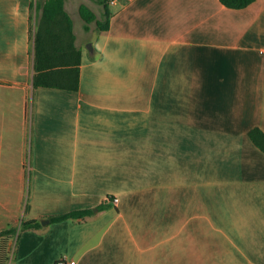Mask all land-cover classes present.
<instances>
[{"label": "crops", "instance_id": "1", "mask_svg": "<svg viewBox=\"0 0 264 264\" xmlns=\"http://www.w3.org/2000/svg\"><path fill=\"white\" fill-rule=\"evenodd\" d=\"M31 2L0 0L8 264H264V0H110L104 31L65 0L78 90L35 87Z\"/></svg>", "mask_w": 264, "mask_h": 264}, {"label": "trees", "instance_id": "2", "mask_svg": "<svg viewBox=\"0 0 264 264\" xmlns=\"http://www.w3.org/2000/svg\"><path fill=\"white\" fill-rule=\"evenodd\" d=\"M105 8L103 21L97 20L96 14L86 5H81L80 14L86 22V30L89 24L96 21L100 31L108 30L111 18L109 9L110 0H95ZM256 0H220L230 9H245ZM65 0H32L31 11H41L40 20L37 23L34 38V66H35V87H52L58 89L78 90L79 68L66 73L60 66L70 65L72 62L68 54L77 55L75 64H80L81 52L75 45L73 33V22L64 8ZM32 20V13L31 18ZM68 53V54H67ZM62 77L64 80H62ZM252 142L264 152V132L259 128L249 132ZM100 209L106 205L99 206ZM93 210H75L48 217L50 223H59L66 220H78L93 215ZM39 221L23 223L21 231L27 229L41 228ZM17 234V228L8 227L0 230V264H8L10 259V239Z\"/></svg>", "mask_w": 264, "mask_h": 264}, {"label": "rangeland", "instance_id": "3", "mask_svg": "<svg viewBox=\"0 0 264 264\" xmlns=\"http://www.w3.org/2000/svg\"><path fill=\"white\" fill-rule=\"evenodd\" d=\"M85 1H88V0H85ZM95 3H96V2H95ZM85 4H86V6H90L89 3H85ZM91 9L94 10L93 12H94L95 14L98 15V12H97L95 9H93V8H91ZM31 13L33 14V15H32V20H31L32 32H35V29H36V27H37V23H38L39 20H40L41 11H40V10L38 11V14H40L39 17H37L36 14L34 15V10H32ZM17 234H18V233H17ZM17 234H16V238H17ZM16 238H15V239H16Z\"/></svg>", "mask_w": 264, "mask_h": 264}, {"label": "built area", "instance_id": "4", "mask_svg": "<svg viewBox=\"0 0 264 264\" xmlns=\"http://www.w3.org/2000/svg\"><path fill=\"white\" fill-rule=\"evenodd\" d=\"M117 199H114V202L117 203ZM55 264H77L75 259H69L66 257L59 258Z\"/></svg>", "mask_w": 264, "mask_h": 264}, {"label": "water", "instance_id": "5", "mask_svg": "<svg viewBox=\"0 0 264 264\" xmlns=\"http://www.w3.org/2000/svg\"><path fill=\"white\" fill-rule=\"evenodd\" d=\"M49 222V220H45L42 222V224H47Z\"/></svg>", "mask_w": 264, "mask_h": 264}]
</instances>
